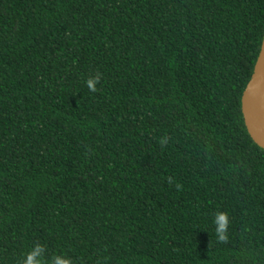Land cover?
Instances as JSON below:
<instances>
[{
    "label": "trees",
    "instance_id": "1",
    "mask_svg": "<svg viewBox=\"0 0 264 264\" xmlns=\"http://www.w3.org/2000/svg\"><path fill=\"white\" fill-rule=\"evenodd\" d=\"M263 37L264 0H0V264H264Z\"/></svg>",
    "mask_w": 264,
    "mask_h": 264
},
{
    "label": "water",
    "instance_id": "2",
    "mask_svg": "<svg viewBox=\"0 0 264 264\" xmlns=\"http://www.w3.org/2000/svg\"><path fill=\"white\" fill-rule=\"evenodd\" d=\"M241 109L250 137L264 150V37L252 77L242 94Z\"/></svg>",
    "mask_w": 264,
    "mask_h": 264
},
{
    "label": "clouds",
    "instance_id": "3",
    "mask_svg": "<svg viewBox=\"0 0 264 264\" xmlns=\"http://www.w3.org/2000/svg\"><path fill=\"white\" fill-rule=\"evenodd\" d=\"M100 82V75L97 74L95 77H89L86 80V86L89 91L95 93L97 91L96 85ZM158 143L161 147H164L168 143V137L164 136L158 140ZM169 182H171V178H169ZM216 228L215 234L217 237V242H224L226 243L228 240L227 230H228V214L227 212H217L215 215L214 221ZM45 248L40 245L36 244L27 254L26 259H24L21 264H72L70 258H66L60 255H54L50 262H45L43 257V252Z\"/></svg>",
    "mask_w": 264,
    "mask_h": 264
}]
</instances>
